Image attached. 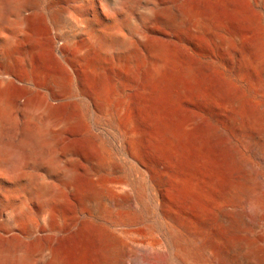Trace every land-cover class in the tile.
<instances>
[{"label": "rangeland", "instance_id": "rangeland-1", "mask_svg": "<svg viewBox=\"0 0 264 264\" xmlns=\"http://www.w3.org/2000/svg\"><path fill=\"white\" fill-rule=\"evenodd\" d=\"M22 2L19 21L4 29L19 40L18 58L12 75L0 69L13 104L0 114V147L18 156L16 164L0 163V264H44L45 244L64 264H103L106 252L119 247L120 229L128 231V246L112 264H165V218L207 233L216 218L207 201V175L235 180L246 171L245 158L252 162L253 151H264V72L242 64L245 50L253 56L264 48V0ZM164 9L193 21L211 19L227 42L205 27L154 18ZM30 13L24 41L22 17ZM71 15L96 36L117 25L127 42H162L161 72L109 62L92 74L72 41L78 27ZM108 48L118 49L113 43ZM141 55L150 60L147 50ZM52 79L59 80L57 87ZM26 131L36 140L24 137ZM41 182L61 190L52 209L42 205L49 211H40ZM192 183L206 190L185 193ZM104 206L131 221L110 225ZM244 211L239 229L229 231L233 241L255 234L261 222L257 212ZM21 213L26 217L19 220ZM230 262L239 264V255Z\"/></svg>", "mask_w": 264, "mask_h": 264}, {"label": "bare ground", "instance_id": "bare-ground-1", "mask_svg": "<svg viewBox=\"0 0 264 264\" xmlns=\"http://www.w3.org/2000/svg\"><path fill=\"white\" fill-rule=\"evenodd\" d=\"M106 1L108 5L116 6L117 4H120L122 0ZM21 3H23L22 0H0V46L2 47L0 48V69H3L8 74V76L12 75L11 71L9 70L14 67L18 58L17 43L19 40L13 38L8 33H5L4 29H7V26L16 23L18 20ZM169 10H157L155 13H153V16L154 18H162L169 24H176L179 20H183L188 24H191V26L194 28L205 27L211 35L220 39L221 41L227 42L228 38L225 36L219 37L218 34L222 30L211 19L203 16L197 19V21H193L181 11H178L177 14H174ZM33 18L34 17L31 15V13L30 15L22 17L23 32L19 39H23L24 41L29 39L30 35L26 32V28L28 29V27H30ZM71 19L74 22V25L78 27V35L76 38L73 37L74 40L72 39V41H74V44L78 47V54H80L83 58L86 57L89 59V70L92 74H97L100 68L109 62H122L127 67H134L139 64H147L151 66L153 74H159L161 72V69L163 68V60L165 59V46L162 42L156 40L141 41L140 39L127 42L120 35V30L117 25L100 28L99 34L96 36L90 33L88 29L81 27L82 22L79 18L71 15ZM81 19L83 18L81 17ZM4 23H6V26L2 27ZM233 39L235 40V38ZM110 43L117 45L118 49L115 50L114 53L108 50V45ZM144 49L147 50L148 58L150 59L148 62H145V59L141 55V52ZM253 51L257 52L253 56L252 54L254 52L250 54L248 53L250 51L247 52L245 50L243 52V66L246 67L250 62L251 65H249V67L251 66L253 70L264 72V48H258ZM2 73L0 74L3 75ZM51 82L54 87H57L59 84L58 79H52ZM10 99H12L11 95L6 90V87H4L3 78L0 77V114L7 112L12 108L13 104L10 102ZM31 102L33 101L31 100ZM31 102L28 101L25 104L26 108L29 110H33V106L35 105ZM41 102L38 101L36 104L42 106L43 101ZM45 107L47 108L49 106L46 104ZM32 132L26 131L24 137L30 140L35 139V134ZM253 155L254 159L252 162L250 159L247 158V160L245 158L246 161H243L245 164H243L244 166H242V169L246 168V171L243 169L245 172L242 171L239 173L240 176L237 178L233 177L236 178L235 180L225 182L217 176L207 175V201L210 202L216 210L215 221L212 223H207V233L202 229H192L175 217L167 216L165 218V227L167 229L168 241L170 243L168 254L166 251L167 257L165 264H172L177 259L181 262V264H230L231 255L235 253L239 255V264H264V151H253ZM1 157H4L5 159ZM17 159V154L10 151L8 147L1 145L0 163L16 164ZM65 172L63 180L67 182L71 178V169L68 168ZM39 184H41L40 188L44 191L43 194L45 195L41 206L46 205L47 207L48 205V207H51L60 196L61 190L59 189L58 185L57 188L51 187L50 185L42 182ZM183 190L185 193L191 194L206 189L203 188V186H198L192 183L186 185ZM94 200L96 205H101V197L96 196ZM43 206L41 207L40 211L46 209ZM121 209H123V207ZM244 210L252 212L255 211V213L257 212L261 222L255 226V234L244 237L240 241H233L230 238L229 231L233 230L234 228L236 230L239 229L241 226V221L246 217V215L244 217V214L242 213ZM27 212L25 214H27ZM53 213H56V211H53ZM101 213L107 218L105 221L108 223L111 222L110 225L112 226H125L128 225L129 221H131V217L129 215L117 214L115 216V210L108 206H104ZM21 214L19 218L17 216L19 214H17L14 218L16 220L17 218L19 220L24 218L25 215ZM98 214L100 215V212ZM113 216H115V218ZM9 228L11 227H8V229ZM11 230L12 229H10V232ZM120 230L121 231L118 233L119 247L117 249L114 248L115 250L106 252L103 264H112L113 261L111 262L110 260L119 255L123 249L127 248V241L129 239L127 235L128 231L122 229ZM42 250L45 251L43 258L44 264H64V258L53 252L49 245L45 244Z\"/></svg>", "mask_w": 264, "mask_h": 264}]
</instances>
